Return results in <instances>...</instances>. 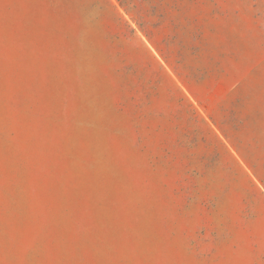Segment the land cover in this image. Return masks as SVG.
I'll return each instance as SVG.
<instances>
[{
	"label": "rangeland",
	"instance_id": "rangeland-1",
	"mask_svg": "<svg viewBox=\"0 0 264 264\" xmlns=\"http://www.w3.org/2000/svg\"><path fill=\"white\" fill-rule=\"evenodd\" d=\"M0 264H264V0H0Z\"/></svg>",
	"mask_w": 264,
	"mask_h": 264
}]
</instances>
